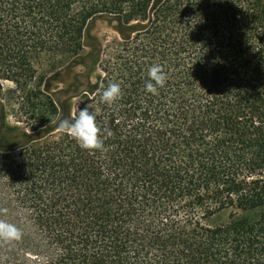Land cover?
<instances>
[{"label": "trees", "instance_id": "obj_1", "mask_svg": "<svg viewBox=\"0 0 264 264\" xmlns=\"http://www.w3.org/2000/svg\"><path fill=\"white\" fill-rule=\"evenodd\" d=\"M42 54L81 70L48 84L47 126L0 165L20 231L0 264H264V0H0V86L31 85ZM87 104L101 150L56 126Z\"/></svg>", "mask_w": 264, "mask_h": 264}, {"label": "rangeland", "instance_id": "obj_2", "mask_svg": "<svg viewBox=\"0 0 264 264\" xmlns=\"http://www.w3.org/2000/svg\"><path fill=\"white\" fill-rule=\"evenodd\" d=\"M92 33L103 43H112L117 38L116 31L104 20H98L92 25ZM34 66L37 77L31 85L21 90L11 81H4L0 86V122L3 117L5 123L1 130L4 139L0 137V165L13 166L19 161L18 150H14L13 147L25 140L24 134L33 135L35 132H42L47 126V114L45 117L42 115L47 109L48 84L53 90L63 89L72 81L74 74L81 70L80 67L66 70L63 59L49 57L47 54L37 57ZM55 71L59 72V76L50 81V76ZM38 143L46 144L47 137L39 140ZM13 199L15 195L7 184L1 185L0 207L4 205L5 209L9 207V210H14Z\"/></svg>", "mask_w": 264, "mask_h": 264}, {"label": "clouds", "instance_id": "obj_3", "mask_svg": "<svg viewBox=\"0 0 264 264\" xmlns=\"http://www.w3.org/2000/svg\"><path fill=\"white\" fill-rule=\"evenodd\" d=\"M167 80V73L159 64H153L148 68V79L144 88L147 93L157 94V90L163 87ZM121 95L119 83H110L100 94V102L106 105L114 104ZM97 109L91 104L80 108L77 114H69L67 117L57 119V128L70 135L79 144L81 149L92 151L101 150L103 148V139L101 129L97 125L96 120ZM107 135H111V131L104 130ZM20 231L12 223L0 220V240L19 239Z\"/></svg>", "mask_w": 264, "mask_h": 264}]
</instances>
